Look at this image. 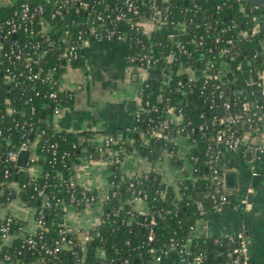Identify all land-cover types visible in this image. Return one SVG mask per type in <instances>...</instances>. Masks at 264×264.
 I'll use <instances>...</instances> for the list:
<instances>
[{"label": "trees", "instance_id": "obj_1", "mask_svg": "<svg viewBox=\"0 0 264 264\" xmlns=\"http://www.w3.org/2000/svg\"><path fill=\"white\" fill-rule=\"evenodd\" d=\"M29 1L32 4L42 3L45 8L49 10L56 0H18L13 7H1L0 8V21L7 19L21 2ZM92 4L95 1V9L102 10L105 3L113 6V0H88ZM168 3L173 15L177 21L187 22V32L184 33L181 40L205 37L204 46L195 51L191 45H187L188 54L182 55L178 52L177 47L171 46V39L167 34L154 32L150 36L146 33H141L135 27H129V24L122 22L123 29L127 32L126 37L122 40L124 47L125 57L136 55L141 47H151L154 53L162 60L158 62V67L162 69H169L171 83L167 84L165 89H161L159 83L153 79H146L143 83V96L142 104L144 105L146 100H149V107L140 115V119L134 118L133 124L129 128H125L127 132H131L133 136V143H121L116 144L114 147L118 150L119 162H116V155L107 154L101 156L99 153L93 151L94 159L102 158L108 163L110 170V188L108 196L100 200L98 193L94 190L86 189L78 184L74 183V186L69 187V181H64V193L62 197H54L51 200L50 207L42 205V199L38 196L31 198L33 190L30 187L20 189L18 193H14L12 198L18 194L27 206L35 207V217L38 220L40 217V209L43 207V224L37 227V230L33 234L24 233L23 222L14 218L11 226L10 235H14V239L10 245L4 243V240L0 238V264H16L18 261L20 264H28L33 262L35 264H81V256L76 257L72 254V250L61 249L58 253L53 254L47 252V249L53 245L55 238L57 237V229L59 227L65 230V234L69 237H74L76 241H79L76 234L67 231L63 227L64 216L66 214V206L73 205L76 210H81L95 202L101 201L103 203V215L101 223L92 229L90 232L94 233L99 231L100 235L94 237L88 241L86 245V264H125V260L128 259L127 264H151L154 255L149 253L150 247H155L157 254L161 255L163 263L171 262L174 264H181L175 255L172 253L161 252V249L169 246V240L171 237H175L181 242H187L191 240V245L197 244L196 250H201L205 254L203 264H226V256L220 255L219 251L222 248L224 252L227 248L234 247L237 240L234 236L221 237L219 243H214L213 237H192L191 232L195 226L197 220L202 217H206L207 212L210 209L222 207L227 209L230 207V199H225V203L221 202L219 198L220 192L229 194L228 191L222 187L215 185V178H222L224 176L223 170L218 166L221 161V153L223 150H228L231 153H239V150H229L224 147L219 153V144L216 142L217 131L220 126L209 125L205 132L199 130L201 124H207L215 114L220 113V106L223 103V99L218 100V106L214 110L209 109V105L205 102L206 90L202 87L204 80L207 78L205 75H201V71L205 63L210 60V55L205 51L209 46L214 43V36L217 35L224 40L231 38L232 44H225L230 47L231 52L237 59H248L251 64L244 72L246 79H256L257 72L255 70H263L264 64L261 57H254L257 50L260 49L259 37H243L239 34V29L245 26V18L238 11L237 0H224L218 3L216 0H160V4ZM135 20H139V17H135ZM234 23H238L237 26L232 27ZM231 26L232 28L225 33L221 34L223 27ZM55 37H57L55 35ZM119 42L118 40H114ZM82 48L80 49V59L77 61L81 65ZM175 51V59L171 61H163V58L168 55V52ZM191 53V57H188ZM49 56L51 61L57 60V54L55 51H50ZM131 64L138 65L139 62H133ZM192 71L196 74L194 79H190L189 72ZM217 71L216 66L211 67V75H215ZM173 72V74H172ZM58 73V72H57ZM217 81V79H214ZM179 81L182 82L179 85ZM6 89L3 86L0 78V87ZM223 88L226 92L225 99L234 100V85L225 84ZM37 89L44 91L43 85L38 84ZM59 99L49 103V107L44 109L42 102L45 101L39 96L31 94V100L27 104L23 101L16 100L19 96V87H13L8 93L9 97L15 99L13 105L18 110L13 115H7L5 108L0 106V153H6L10 149H16L24 142L30 141L31 145L35 143L37 145V133L45 129L46 133L43 135V139L50 142L57 141L59 144V151L65 150L72 151L71 146L73 142L78 141V135L57 131L52 124L51 117L53 116V110L56 106H66L70 104L71 98L66 95L62 90L59 92ZM6 95V93H4ZM149 95V97H148ZM35 108V112L31 113L32 108ZM155 108H158L155 111ZM174 109V113L178 115L181 113L182 120L172 122L170 120L171 109ZM241 110H245V101H240L239 106ZM202 114L204 116L202 117ZM19 119H33L36 121L34 126L33 135L23 133L20 128L12 124L13 120ZM162 119L167 122V128L165 133L169 134L170 139L166 140L162 137L152 136L147 134L148 118ZM250 131L251 136H260L261 132L252 133V127L242 123L240 131L245 134ZM51 133L54 137H51ZM181 133L186 136L190 142H195V146L189 156L196 158V161H190L195 168L196 172H186L184 177V184L178 185L177 188L167 184L162 176L151 170L142 174L127 175L122 170L123 159L132 148H137L141 155L148 157L153 163L163 158V155L169 153L172 163L181 166L183 159L179 155L178 144L174 141L176 134ZM147 134L148 140H144V135ZM106 136H116V132L108 133ZM214 146V151L218 155L217 159H211L210 154L207 153L208 145ZM79 152L74 155L73 158L68 159L65 163L56 165L52 168L47 161L42 159L41 165L44 173H49L46 180L49 182L47 192L53 196V192L59 183V174L62 172H68L71 170L72 161L80 154ZM244 155V150L241 151ZM5 169V162H0V182H4L3 176ZM29 168L23 169L16 176L14 172L11 180L22 182L27 179H32ZM46 176L37 177L33 180V184H40L45 181ZM197 178V179H196ZM186 186V188H184ZM220 189V191H219ZM199 194L201 199L199 200ZM215 194L216 198H212ZM7 193H2L0 189V206L7 203ZM74 196L75 200L71 202V197ZM95 196L94 200L91 197ZM138 196L145 200L150 208L151 213V226L154 229V240L146 242L138 246L142 241L147 240L149 227L142 223L139 216L132 217L131 211L134 210L135 201L134 198ZM59 200V201H58ZM201 202V207L200 203ZM205 210L206 213L201 212ZM55 223H60V226H56ZM43 233V238L40 239V233ZM9 235V236H10ZM34 236L38 240L37 247L34 249L22 248L24 240ZM1 237V235H0ZM213 240L212 249H209V242ZM130 244H127V242ZM41 243H45L46 247L42 248ZM103 249L104 255H99V250ZM22 250V254H18V251ZM80 253L81 250H79ZM213 253L212 260L209 261L208 254ZM10 256L9 259H5V255ZM81 255V254H80ZM138 260V262H136Z\"/></svg>", "mask_w": 264, "mask_h": 264}, {"label": "built area", "instance_id": "obj_2", "mask_svg": "<svg viewBox=\"0 0 264 264\" xmlns=\"http://www.w3.org/2000/svg\"><path fill=\"white\" fill-rule=\"evenodd\" d=\"M218 3L224 0H216ZM238 11L245 18V26L239 29V34L243 37H259L260 49L256 51L254 57L260 56L262 63L264 64V6L249 2H244L237 0ZM67 15H75L79 18L77 23L72 26H68L65 23V18ZM135 17H139V20H135ZM150 21L158 27L163 26L168 29H175V33H164L167 34L171 41V46L177 47L180 54H188L186 48L187 45H191L192 49L195 51L200 50L205 44V37L186 39L182 41L181 38L185 32H187V22L177 21L172 13V10L168 3L160 4V0H113V6L105 3L102 10L95 9V1L92 4L88 0H56L52 7L47 10L42 3L32 4L29 1H23L15 9L12 14L5 20L0 21V78L2 80L3 86L6 89L0 87V106L5 108L7 115H13L18 110L13 105L15 104V99L9 97L8 93L13 87H19V96L16 100L25 102L26 104L31 100V94L34 93L35 96L43 98L45 101L42 102V107L47 109L49 103L52 101H57L59 99V87L57 72L63 68H67L69 65H74L80 59V49L85 45V43L92 39L96 41H114L118 40L121 42L127 35V32L122 27V22L129 24V27L136 28L141 33H146L144 30V22ZM238 23H234L232 27L237 26ZM231 26L223 27L221 29V34L228 32ZM147 35H151L146 33ZM55 35L57 37H55ZM214 43L209 46L205 51L209 53L210 60L205 63L208 65L211 72V67L216 66L217 71L215 75L208 73L207 78L204 80L202 87L206 90L205 102L208 103L209 109L214 110L218 106V100L223 99L220 109H223V114H215L209 123L201 124L199 130L205 132L206 128L211 126H220L217 135L216 142L222 144L223 148L229 150H240L245 144V136L240 131V126L245 123L249 127H252V133H257L261 129L260 121L264 115V106H255L253 108H247L241 110L238 108L239 102L243 101L238 94L234 92L235 99L227 100L226 92L223 85L228 84L227 80V67L233 60L237 58L231 52L230 47L225 46V44H232L233 40L231 38L224 40L219 36H214ZM50 51H55L57 60L51 61L49 56ZM189 53L188 57H191ZM171 56L175 59V51L168 52V55L163 58V61H167ZM128 61L130 63L139 62L138 66L141 68H147L151 65L158 66V62L162 59L159 58L153 51L151 47H141L140 51L134 55L129 56ZM240 60V59H239ZM248 68L251 64L248 59H241ZM247 63V64H246ZM239 68V67H238ZM162 69V68H161ZM167 74L170 72L169 69H162ZM257 72V78L255 79L258 84L264 81V69L255 70ZM190 79L195 77L189 76ZM214 79H217L215 81ZM43 85L44 91L37 89V85ZM182 82L179 81V85ZM264 88V87H263ZM6 93V95H4ZM264 94V90H263ZM149 97V95H148ZM246 103V102H245ZM13 104V105H12ZM150 102L146 100L144 105L142 104V109L136 114V118L140 119V115L149 107ZM246 106V104H245ZM60 106H56L53 110L52 121L55 113L58 112ZM158 108H155L157 111ZM171 111L174 113V109ZM35 112V108H32L31 113ZM171 112V113H172ZM175 116L182 117L181 113ZM204 114H202V117ZM15 116L12 122L16 127L20 128L25 134L33 135L34 126L36 121L33 119H17ZM1 119V118H0ZM148 131L147 134L157 137H162L163 139L169 140V134L165 133L164 130L167 128V122L162 119H154L153 117L148 118ZM46 130L43 129L37 133V145L35 143L31 145L30 141L24 142L20 147L10 149L6 153H0V162H5L4 169V182H0V189L2 193H7V203L1 205L0 207L6 206L13 199L14 193H18L20 189H25L27 187L32 188L33 194L31 198L38 196L42 199V205L50 207L52 198L62 197L64 193L63 182L57 184L55 191L51 196L47 190L49 186L48 180L49 173H44L43 167L40 163L41 156L39 153L43 154L42 159L47 161L49 165L54 168L56 165L65 163L68 159L73 158L77 152H79V147L82 146V142L79 140L73 142L71 146L72 151L65 150L63 152L59 151V144L57 141H46L43 139V135ZM145 134L144 140H148V136ZM51 137L54 134L51 133ZM256 136H250V144L252 139ZM193 147L196 145L195 142H191ZM116 144H121L118 139L114 136H105L99 143L94 146H85L86 153L90 159H94L93 151L99 153L101 156L111 154L116 155V162H119V157L117 155L118 150L114 147ZM253 149L260 155L264 153V143L260 141H254ZM23 150H30V155L28 159V166L25 168L19 167L17 162L19 158V153ZM221 150H219L220 153ZM207 153L210 154L211 159H217L218 155L214 151V146L212 144L208 145ZM169 155V153H166ZM170 156V155H169ZM190 161H196V158L189 156ZM191 163V162H190ZM33 176L32 179H27L22 182L11 180L14 172L16 176L23 169H28ZM192 164L191 174L196 172ZM45 175V181L40 184H33V180L37 177ZM185 177L181 178L178 185L184 184ZM197 179V178H196ZM215 185L222 187L224 186L222 178H215ZM74 186V182L69 181V187ZM186 188V186H184ZM220 191V189H219ZM253 191L252 187L247 188V192L251 193ZM212 198H216L213 194ZM219 198L222 203H225V199H229V194L220 192ZM95 196L91 197L94 200ZM71 202L75 200V197H71ZM59 201V200H58ZM134 201H143V205L136 207L134 205L133 212L131 211L132 217L141 216L144 217L142 223L149 227L147 240L142 241L138 246L146 242L154 240V229L151 226V211L148 203L142 198L136 196ZM67 207V206H66ZM37 210V209H36ZM205 214L206 211L201 212ZM43 207L40 209V217L37 220L38 226L42 225L43 220ZM14 216L12 214H6L4 216L0 215V235L1 239L5 240L6 237L10 235L11 226L14 221ZM100 219L97 226L101 223ZM56 226H60V223H55ZM100 235L99 231L90 233L88 235V240L76 241L74 237H69L65 234V230L61 227L57 229V237L55 238L53 245L47 249V252L56 254L61 249L72 250V254L76 257L81 256V264H86V245L88 241ZM39 238H43V233L41 232ZM237 243L234 247L227 248L226 251L221 248L219 251L220 255H225L227 260L226 264H250L248 256V245L250 240L246 235L244 230H241L236 235ZM191 241V240H190ZM214 243L221 244L220 236L214 238ZM38 240L31 236L24 240L22 248L27 247L28 249H34L37 247ZM127 244H130L128 241ZM42 248L46 247L45 243H41ZM197 244L191 245V242H181L175 237H171L169 240V246L167 248L161 249V252L166 254L172 253L176 256L177 260L181 264H196L203 263L205 259V254L201 250H196ZM82 253H80V251ZM103 250V249H101ZM149 253L154 255L151 264H164L161 259V255L157 254L156 248L150 247ZM22 250L18 251V254H22ZM81 254V255H80ZM5 259H9L8 254L5 255ZM129 263V260H125V264ZM28 264H35L29 262Z\"/></svg>", "mask_w": 264, "mask_h": 264}, {"label": "crops", "instance_id": "obj_3", "mask_svg": "<svg viewBox=\"0 0 264 264\" xmlns=\"http://www.w3.org/2000/svg\"><path fill=\"white\" fill-rule=\"evenodd\" d=\"M17 2L18 0H0V8H11ZM78 20L75 15H67L65 23L72 26ZM144 30L148 34L176 32L175 29L158 27L150 21L144 22ZM78 66V63L69 65L57 73L60 89L70 96L72 102L62 106L55 113L52 119L53 127L60 132L78 135V140L82 142L80 154L73 159L71 170L60 173L59 181L61 183L71 181L94 190L100 200H103L108 196L110 188L108 163L102 158L90 159L85 147L96 145L106 134L113 132H116L119 142L132 144L133 136L125 128L133 124L136 114L142 109L144 81L153 79L159 83L161 89H165L171 81L170 76L168 82L165 81L168 74L156 65L141 68L131 64L125 57L122 42L117 41L88 40L82 48L80 65L82 67ZM246 70L242 61L233 60L227 67L228 84L234 85V92L246 102L247 108L264 106V81L260 85L255 79H246L244 77ZM187 72L190 76L196 77L192 71ZM208 73L210 68L204 65L200 74ZM170 120L178 123L182 118L172 112ZM260 124L261 134L253 138L251 144L250 131L246 130L245 144L239 153H231L222 148L218 166L224 172L223 183L229 193L230 207L210 209L206 217L196 221L191 232L193 238L204 236L236 238L237 233L244 230L250 240L249 245H252V252L248 253L250 264H264V153L258 155L253 149L254 141L264 143V115ZM174 141L178 144L179 155L183 159L181 166L172 163L168 154H164L162 159L153 163L148 157L141 155L137 148H132L123 159L121 165L123 172L127 175H136L154 170L167 184L177 188L179 180L186 172L191 171L189 155L193 145L181 133L175 135ZM243 150L244 155L241 154ZM228 172L234 174L233 188L230 187L232 182L231 177L227 175ZM248 187L253 188L251 193L247 192ZM141 205L143 201L135 202L136 207ZM103 212L101 201L81 210L68 205L63 227L76 234L80 241L86 242L90 231L102 218ZM6 214H12L18 221L24 223L22 232L29 234L36 232L38 227L36 208L27 206L20 197L0 207V215ZM14 237V235L6 237L4 243L10 245ZM210 241L213 242L212 239ZM99 255L103 256L104 251L99 250Z\"/></svg>", "mask_w": 264, "mask_h": 264}, {"label": "water", "instance_id": "obj_4", "mask_svg": "<svg viewBox=\"0 0 264 264\" xmlns=\"http://www.w3.org/2000/svg\"><path fill=\"white\" fill-rule=\"evenodd\" d=\"M241 1L254 3V4H259V5L264 6V0H241ZM172 59H173V56H171V60ZM172 74H173V72H172ZM168 80H169V76H166L165 81L168 82ZM220 113L223 114V109L222 108L220 109ZM222 148H223V145L219 144V149L222 150ZM29 155H30V150H23V151H21L19 153V158H18V162H17L19 167L25 168V167L28 166ZM227 175H228V177H231L230 179H231L232 183H231L230 187L233 188L235 186V182L233 181V175L234 174L232 172H228ZM257 178L258 177H255V179H257ZM198 198H199V200L201 199V194H199ZM199 204H200V207H201V202ZM139 219H140L141 222L144 221V217L143 216H141ZM209 245H210L209 249H212L213 242L210 241ZM251 252H252V245H248V253H251ZM208 257H209V261H211L212 257H213V253L209 252ZM136 262H138V260H136Z\"/></svg>", "mask_w": 264, "mask_h": 264}, {"label": "rangeland", "instance_id": "obj_5", "mask_svg": "<svg viewBox=\"0 0 264 264\" xmlns=\"http://www.w3.org/2000/svg\"><path fill=\"white\" fill-rule=\"evenodd\" d=\"M136 65V64H135ZM78 67H82V66H80V64H79V66ZM138 67V66H137Z\"/></svg>", "mask_w": 264, "mask_h": 264}]
</instances>
